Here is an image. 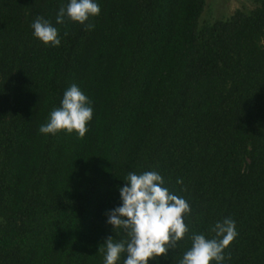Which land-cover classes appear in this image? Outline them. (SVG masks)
I'll list each match as a JSON object with an SVG mask.
<instances>
[{"label":"trees","instance_id":"obj_1","mask_svg":"<svg viewBox=\"0 0 264 264\" xmlns=\"http://www.w3.org/2000/svg\"><path fill=\"white\" fill-rule=\"evenodd\" d=\"M95 2L85 30L56 23L69 0H0V264H104L103 242L127 239L106 213L146 171L191 208L149 264H179L225 218L222 264H264V0L203 24L207 0ZM38 16L59 46L34 37ZM72 84L93 108L84 138L41 133Z\"/></svg>","mask_w":264,"mask_h":264},{"label":"clouds","instance_id":"obj_2","mask_svg":"<svg viewBox=\"0 0 264 264\" xmlns=\"http://www.w3.org/2000/svg\"><path fill=\"white\" fill-rule=\"evenodd\" d=\"M100 14L99 4L95 0H69L62 6L56 17V23L62 24L65 18L74 23L85 25L91 30L94 25L87 23L91 17ZM35 38L46 46H59L61 40L56 27L43 17H37L31 24ZM91 101L76 85L72 84L63 94L60 107L50 113L48 122L41 125L43 134L75 133L83 139L88 131L87 124L92 120ZM163 177L156 171L142 174L129 172L125 186L119 189L121 206L106 213L107 223L112 226L116 236L121 231L127 239L115 241L109 236L103 248L104 264H117L126 254L123 264H149L150 260L167 258L178 242L189 232L185 217L190 214L189 203L164 187ZM177 183H182L177 180ZM213 238L204 234L191 236V248L183 254L179 264H222L224 252L238 235L235 222L225 218L211 229Z\"/></svg>","mask_w":264,"mask_h":264},{"label":"rangeland","instance_id":"obj_3","mask_svg":"<svg viewBox=\"0 0 264 264\" xmlns=\"http://www.w3.org/2000/svg\"><path fill=\"white\" fill-rule=\"evenodd\" d=\"M255 0H207L201 23L228 20L237 10L249 12L255 9Z\"/></svg>","mask_w":264,"mask_h":264}]
</instances>
